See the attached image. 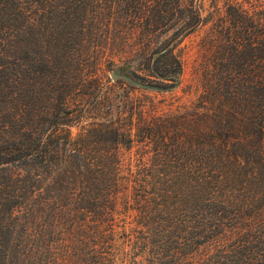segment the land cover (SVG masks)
<instances>
[{
	"label": "trees",
	"instance_id": "1",
	"mask_svg": "<svg viewBox=\"0 0 264 264\" xmlns=\"http://www.w3.org/2000/svg\"><path fill=\"white\" fill-rule=\"evenodd\" d=\"M99 1L0 0V264H100L117 199L148 207L153 182L165 186L159 205L177 197L181 208L136 230L147 264H264V23L228 5L214 22L228 64L214 66L193 111L169 117V134L156 128L158 112L133 119L115 86H178L175 49L209 21L199 0H103L147 14L116 17L137 33L120 53L106 51L110 34L93 32L109 19L87 9ZM131 57L147 80L121 73L147 87L105 75L106 60ZM138 142L151 143V160L129 191L120 156Z\"/></svg>",
	"mask_w": 264,
	"mask_h": 264
},
{
	"label": "rangeland",
	"instance_id": "2",
	"mask_svg": "<svg viewBox=\"0 0 264 264\" xmlns=\"http://www.w3.org/2000/svg\"><path fill=\"white\" fill-rule=\"evenodd\" d=\"M105 3L106 1L101 0L87 5V9L90 12L92 11L93 13H98L99 16L109 18L108 21L105 19L104 22H99L98 26L102 25V28H99L100 30L95 29L93 32L108 33L110 34L109 38H117V45L113 43L112 39L109 40L106 51L120 53L134 49L136 47L133 42L134 37L130 35L134 36L137 33L131 34L134 30L129 29V26L125 25L122 20H117L116 17L144 19L147 14H142L143 11L141 10L138 14L130 11L126 12L125 10V12H118L114 5L110 6L108 4L107 6V3ZM230 4L240 6L242 9L252 13L254 18L259 19L261 23H264V0H199L198 7L200 12L209 21L185 36L175 49L180 57L182 67L178 86L171 91H156L145 88H133L122 81L116 84L115 91L117 95L126 99L128 101L127 106L131 105L134 110L133 119L137 116L135 112L139 109H142L147 116L158 112L156 115L160 117L156 120V128L159 127V129L164 131L169 130V134H171L173 125L169 117L178 114L188 115L187 113L193 111L199 95L203 93L204 89L205 91L209 89L203 88V82L207 87L212 83L213 75L216 72L214 66L224 68L228 64L227 57L223 55L224 42L220 35L217 34V31H214V22L219 18H225L228 5ZM115 60V63L106 60L102 66L107 77L113 70L123 67L126 73L136 79L147 80L143 77L147 72L140 68L137 59L132 57L125 58L124 60L122 59V63L118 62L117 59ZM105 86L107 87V85ZM105 90L107 88H104L102 92ZM196 111L201 113L198 108ZM88 120L91 121L92 119ZM124 123L122 122L121 124L124 125ZM81 124L71 127L72 137L77 136ZM168 126L170 127L169 129ZM155 138H159L160 141L161 135H155ZM170 141L168 135H166L161 147H168ZM150 145L151 143L138 142L133 144L131 150H122L120 176L129 175V191L132 190L131 186L135 182V177L142 178V176H134L133 173L142 170L150 163L152 154L149 149ZM185 159L189 163L193 161L191 154L186 156ZM192 171L191 164H189V172L192 173ZM162 174L160 173L159 175L164 177ZM153 181L156 180L154 179ZM145 185L147 188L143 190L153 187L151 194L143 191V193L148 194L152 198L150 206L143 207L141 203H137L133 199H129L127 203H124L121 197L117 199L116 212L113 214L114 220L111 221L117 231L108 243L98 247L104 257L100 264H147V259L143 255L137 254L138 248L133 243L136 230L143 228L145 225L158 223L159 221L154 219L167 214L166 211L173 210L180 213L181 206L177 202V197L168 199L164 206L158 204L163 199L162 196L156 195V193L163 194L165 186H159L158 183L154 182L152 185ZM159 189L161 190L159 191ZM86 219L89 224L98 222L91 214H86ZM84 224L86 225V223Z\"/></svg>",
	"mask_w": 264,
	"mask_h": 264
},
{
	"label": "water",
	"instance_id": "3",
	"mask_svg": "<svg viewBox=\"0 0 264 264\" xmlns=\"http://www.w3.org/2000/svg\"><path fill=\"white\" fill-rule=\"evenodd\" d=\"M109 77L112 81H115L117 79H121L124 81H127L133 85L140 86V87H147V85L141 84L137 82L136 80L132 79L130 76L121 73L120 69H115L112 72L109 73Z\"/></svg>",
	"mask_w": 264,
	"mask_h": 264
}]
</instances>
